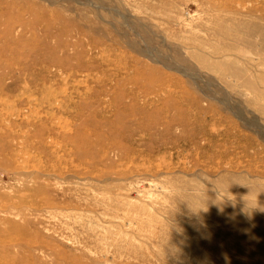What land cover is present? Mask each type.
Here are the masks:
<instances>
[{
	"label": "rangeland",
	"instance_id": "obj_1",
	"mask_svg": "<svg viewBox=\"0 0 264 264\" xmlns=\"http://www.w3.org/2000/svg\"><path fill=\"white\" fill-rule=\"evenodd\" d=\"M0 264H264V0H0Z\"/></svg>",
	"mask_w": 264,
	"mask_h": 264
}]
</instances>
